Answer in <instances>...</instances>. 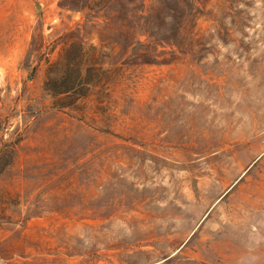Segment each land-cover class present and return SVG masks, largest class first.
Segmentation results:
<instances>
[{"label":"rangeland","instance_id":"374dc122","mask_svg":"<svg viewBox=\"0 0 264 264\" xmlns=\"http://www.w3.org/2000/svg\"><path fill=\"white\" fill-rule=\"evenodd\" d=\"M0 264H264V0H0Z\"/></svg>","mask_w":264,"mask_h":264},{"label":"trees","instance_id":"16d2710c","mask_svg":"<svg viewBox=\"0 0 264 264\" xmlns=\"http://www.w3.org/2000/svg\"><path fill=\"white\" fill-rule=\"evenodd\" d=\"M59 75H58V84H56L54 87H51L50 82L46 81V89L49 91H52L55 93V95H70L72 93L78 94V95H84L83 92H86L87 86L86 83L83 81L86 70L84 71L82 68L79 67V78H80V84H70L67 80L70 75L72 69L71 64H61ZM68 77V78H67Z\"/></svg>","mask_w":264,"mask_h":264}]
</instances>
